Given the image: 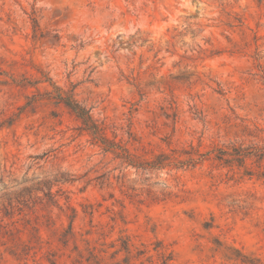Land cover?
I'll return each mask as SVG.
<instances>
[{
    "label": "rangeland",
    "instance_id": "374dc122",
    "mask_svg": "<svg viewBox=\"0 0 264 264\" xmlns=\"http://www.w3.org/2000/svg\"><path fill=\"white\" fill-rule=\"evenodd\" d=\"M240 144L264 0H0V264H264V159L217 158Z\"/></svg>",
    "mask_w": 264,
    "mask_h": 264
},
{
    "label": "trees",
    "instance_id": "16d2710c",
    "mask_svg": "<svg viewBox=\"0 0 264 264\" xmlns=\"http://www.w3.org/2000/svg\"><path fill=\"white\" fill-rule=\"evenodd\" d=\"M58 99L82 121L83 125L88 130H90L96 136V139H98L105 147H108L109 145H114V143L108 141V139L105 138L103 133H101V131L97 128L96 124L91 119V116L88 114V112L83 107H81L76 101L72 100L70 96L58 95ZM119 154L126 164L131 165L133 167H141L142 165L147 164L144 161L136 160L134 156L130 154L126 149H120ZM220 156L222 157H217L220 158V160L227 161L228 159L223 158L224 156H228L230 160L227 162H233L236 163L238 167H244L245 161L248 159L252 158L257 161H261L264 159V145H252L245 147L244 145L240 144L237 147H233L230 151H222ZM179 164L181 166H191L193 164H196V161L192 158H189L185 161H179ZM159 254L162 260L161 264H168V262L172 260L170 255H166L165 253Z\"/></svg>",
    "mask_w": 264,
    "mask_h": 264
}]
</instances>
